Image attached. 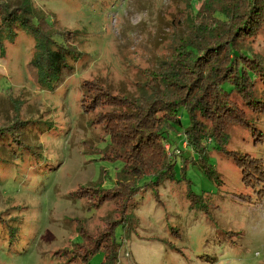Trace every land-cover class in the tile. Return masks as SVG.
<instances>
[{
  "label": "rangeland",
  "instance_id": "rangeland-1",
  "mask_svg": "<svg viewBox=\"0 0 264 264\" xmlns=\"http://www.w3.org/2000/svg\"><path fill=\"white\" fill-rule=\"evenodd\" d=\"M197 1L30 0L36 10L52 12L60 26L77 30L73 40L83 56L50 90L28 74V34L18 30L12 42L1 44L0 124L20 120L16 126L22 128L14 148H0V264H85L82 248L72 250L81 241L76 227L81 223L98 234L119 218L115 207L123 200L136 223L125 234L114 229L118 247L110 264H264V123L256 140L249 126L229 123V157L211 150L207 158L218 180L196 164L182 169L178 157L175 179L159 189L137 183L134 195L125 197L115 182V191L103 198L93 184L101 177V187H110L122 160L108 150L95 119L110 108L87 93L96 87L132 107L125 96L136 94V82L171 55L192 15L189 3L196 7ZM241 46L264 60V33ZM235 100L241 104L240 97ZM181 118L177 138L188 125L184 110ZM177 140L176 153L192 154L182 137ZM102 261L100 249L86 264Z\"/></svg>",
  "mask_w": 264,
  "mask_h": 264
},
{
  "label": "trees",
  "instance_id": "trees-1",
  "mask_svg": "<svg viewBox=\"0 0 264 264\" xmlns=\"http://www.w3.org/2000/svg\"><path fill=\"white\" fill-rule=\"evenodd\" d=\"M189 7L192 15L186 32L171 48V55L162 57L143 80L136 82V94L125 96L132 99V107L121 106L118 96L96 87L87 93L95 100L99 95L97 103L110 108L96 112L95 119L108 150L122 160L110 187H101V177L93 182L102 191L98 197L109 198L116 189L115 182L125 197L128 191L134 195L137 183L159 189L163 182L175 179L178 157L182 169L187 163L196 164L208 177L218 180L219 174L207 158L211 150L229 157V123L249 126L254 139L262 136L264 60L241 43L264 33V0H198L196 7L192 3ZM18 30L32 38L33 55L26 64L32 81L50 90L59 88L73 73V62L83 56L73 40L77 30L60 26L52 12L36 10L30 0H0V47L3 41L12 42ZM236 97L241 98V104ZM182 110L188 125L177 138L178 127L183 125ZM16 123L22 124L20 120L0 124V148L7 152L19 143L22 127ZM181 137L192 154L185 155L182 149L175 152ZM165 142L171 156L164 150ZM124 201L115 207L119 218L111 219L97 235L86 232L81 223L77 225L81 241L73 244L72 250L82 248L80 261L86 264L100 249L102 264L116 260L114 229L119 226L125 234L136 223ZM190 205L203 210L196 201Z\"/></svg>",
  "mask_w": 264,
  "mask_h": 264
},
{
  "label": "built area",
  "instance_id": "built-area-1",
  "mask_svg": "<svg viewBox=\"0 0 264 264\" xmlns=\"http://www.w3.org/2000/svg\"><path fill=\"white\" fill-rule=\"evenodd\" d=\"M185 145V144H184Z\"/></svg>",
  "mask_w": 264,
  "mask_h": 264
}]
</instances>
